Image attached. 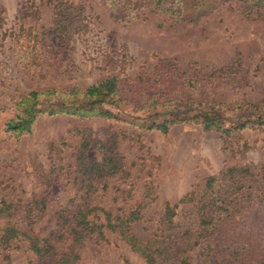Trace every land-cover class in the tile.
Segmentation results:
<instances>
[{
    "label": "rangeland",
    "instance_id": "rangeland-1",
    "mask_svg": "<svg viewBox=\"0 0 264 264\" xmlns=\"http://www.w3.org/2000/svg\"><path fill=\"white\" fill-rule=\"evenodd\" d=\"M124 1L110 8L104 0H0V205L27 207L41 200L43 209L30 215L35 217L30 231L37 239L55 229L60 211L84 202L113 213L145 205L142 220L131 226L145 239L162 206L199 191L205 178L228 166L250 165L256 171L264 164V123L248 124L227 137L187 121L173 124L165 133L133 124L141 123L134 118L143 117L140 107L154 94L159 95L157 103L187 99L202 101L208 108L220 104L219 113L230 120L241 113L239 121H253V113H264V22L246 20L230 6L195 25H182L150 11V0ZM163 59L171 62L164 70L183 72L190 65L200 77L233 63L235 67L206 77L192 89L182 88L173 76L177 81L161 86L149 83L153 78L137 81L157 73V61ZM110 77L122 83L126 99V105L110 108L117 120L48 114L57 97L41 96L36 108L44 113L37 115L30 133L15 136L3 131L16 114L18 98L31 92L84 91ZM167 87L170 95L164 92ZM245 105L259 109L247 110ZM146 110L151 116L164 113L162 106ZM84 130L95 143L86 152L88 161L100 160L101 144H114L110 151L121 166L120 173L99 181L86 200L75 172ZM181 208H176L174 221ZM23 220L19 211L14 218L19 228ZM3 223L0 216V230ZM65 245L58 242L57 252ZM4 253L7 259L0 251V264L36 260L20 238L10 241ZM74 264L145 263L105 233L104 241L86 242ZM190 264H203L202 258L194 253ZM205 264L230 262L218 258Z\"/></svg>",
    "mask_w": 264,
    "mask_h": 264
},
{
    "label": "trees",
    "instance_id": "trees-1",
    "mask_svg": "<svg viewBox=\"0 0 264 264\" xmlns=\"http://www.w3.org/2000/svg\"><path fill=\"white\" fill-rule=\"evenodd\" d=\"M104 2L110 8H114L117 2L125 3L124 0ZM147 6L150 11L182 25H195L219 8L230 6L235 7L246 20L264 22V0H150ZM157 63L160 64L157 73L148 78L139 77L137 81L146 82L153 78L149 83L161 86L172 84L175 80L173 76L182 88L192 89L200 82L212 79V75L227 74L235 67L233 63L200 77L190 65L179 72L176 69L164 70L171 65L169 60H158ZM121 86L120 81L110 77L90 85L84 91L73 88L64 92L28 93L15 101L16 114L5 122L3 131L15 136L30 133L37 115L44 113L42 108H36L41 96L57 97V101L51 103L52 109L48 114L60 113L77 119L97 117L117 120L110 108L126 105ZM172 90H177V87H172ZM164 92L171 94L168 87L164 88ZM158 96H149L140 107L143 117L134 120H141V123H133L139 129L165 133L173 124L187 121L198 125L202 131H214L220 137H227L248 124L264 123V113H253V121H239L243 116L241 113L230 120L219 113L220 104L208 108L204 107L206 105L202 101L187 99L184 102L157 103ZM153 106L164 107V113L156 112L152 116L146 113V109ZM245 108L258 110L259 106L245 105ZM132 110L136 111L134 108ZM85 133V130L81 133L75 157L76 184L85 190L84 200L88 198L89 191L99 185V181L121 171L119 159L110 151L114 144L108 147L101 144L98 147V162L86 159V152L94 149L95 143L89 141ZM104 186L101 184L102 188ZM84 203L73 205L70 211H60L55 229L44 239L34 237L29 227L33 223L31 218H35L30 215L43 209V205H39L41 200L33 207L0 205V216L4 222L0 230L2 259H7L4 252L9 242L20 238L35 256L34 264H74L78 251L86 242L104 241L105 233H108L138 255L145 264H190L194 253L202 258L203 264L218 258L227 259L230 264H264V164L256 171L250 165L228 166L216 175L205 178L199 191L185 194L174 205L162 206L152 231L145 239L136 236L131 227L142 220L145 205H134L126 212L113 213ZM179 206L182 207L179 219L174 221L177 216L175 210ZM19 211L24 215L22 228L14 221ZM58 242L66 243L59 248V252Z\"/></svg>",
    "mask_w": 264,
    "mask_h": 264
}]
</instances>
